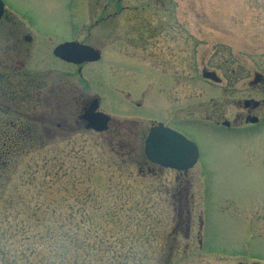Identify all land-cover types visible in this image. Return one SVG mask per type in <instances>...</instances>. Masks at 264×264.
<instances>
[{
	"label": "rangeland",
	"instance_id": "374dc122",
	"mask_svg": "<svg viewBox=\"0 0 264 264\" xmlns=\"http://www.w3.org/2000/svg\"><path fill=\"white\" fill-rule=\"evenodd\" d=\"M2 1L5 13L15 15L13 27H23L32 37L27 60L34 59L33 68L38 71L31 75L36 85L39 82L41 90L51 87L52 103L58 107V115L64 118L70 108L75 110L71 103L76 96L97 97L99 110L112 119L109 131L112 133L118 125L122 127L121 133L126 131L125 136H113L114 142H129L131 148H138L137 154L141 152L143 138H140L147 131L150 119L179 126L176 122L189 112L199 119L205 116L208 88L214 93L219 91L218 87L202 80L201 72L205 68L215 70L223 78L235 71L238 79L230 85L231 95L227 97L239 96L238 91L245 89L254 73L264 77V0H159L156 4L152 0H124L130 12L113 21L114 34L105 28L107 22L90 34L86 30L69 33L68 29L75 27L76 21L80 22L85 1L90 0ZM150 3L153 6H147ZM134 4L147 7L134 11ZM93 21L90 16L81 19L83 27ZM63 37H77L99 48L101 60L82 67L80 73L66 67V71L73 73L66 84L61 78L62 83L51 76L38 80L39 72L45 70L44 64L63 70L48 48ZM43 38L48 42H43ZM112 39L114 49L108 48ZM143 39L147 40L146 52L141 45ZM39 41L47 43L45 50L34 54ZM158 61L163 62L159 65ZM144 66L149 70L148 75ZM159 70L164 77H170L169 83L158 80ZM109 73L119 80L114 89L110 87L114 85L108 80ZM143 86L146 95L136 96ZM74 87L75 92H69ZM159 89L163 97L159 96ZM175 92L177 101L173 97ZM140 103L143 107L140 105L139 109L136 106ZM175 129L194 141L200 152L197 164L178 179L170 171H155L149 175L144 167L131 163V157L127 156L121 165V158L109 145V131L102 134L77 132L50 141L49 144H54L45 146L44 150L23 153L16 150L8 156L6 166L0 170V264H21L13 256L17 245L14 242L17 206L20 199L47 205L48 194L52 192L44 175H52L50 162L55 157L63 161L67 169L63 175H75L70 187L78 193H83L86 185L83 175L110 176L108 188H98V179L91 186L97 199L86 206L77 202L75 207L82 206L89 211L88 215L107 209L114 217L93 218L98 227L107 229L106 239L112 247L109 252L81 247L75 255L73 252L62 254V258L52 264H69L73 257H77V264H108L103 257L105 253L109 258L115 257L112 264L125 260L128 264H264V141H255L252 147V141L223 131L215 135L187 125ZM248 146L254 150H242ZM131 148L124 151L129 152ZM119 150L122 149H116ZM247 151L251 153L245 157ZM44 157L48 161L47 172L42 170ZM86 165L92 167V173L86 172ZM30 177L28 188L26 181ZM175 185L187 188L188 201L180 202V207L168 192ZM70 187L58 194L57 199L68 190H74ZM191 204L193 214L187 232V227L178 225L177 210L190 209ZM184 219L182 215V223L186 225ZM86 224L84 230L88 229ZM10 236L13 238L5 241ZM101 237L98 230L97 236L89 237L88 241L96 244ZM82 239L86 241L83 236ZM242 243L243 251L241 249L242 255H239ZM50 256L41 252L30 260L45 264Z\"/></svg>",
	"mask_w": 264,
	"mask_h": 264
},
{
	"label": "flooded vegetation",
	"instance_id": "af4514ba",
	"mask_svg": "<svg viewBox=\"0 0 264 264\" xmlns=\"http://www.w3.org/2000/svg\"><path fill=\"white\" fill-rule=\"evenodd\" d=\"M152 1L155 4L160 2L159 0H152ZM126 4L127 1L124 0H90L89 2L85 1L83 6L84 9L83 12L81 13L82 15L80 14L81 15L79 20L80 22L76 21L77 25H75V27L69 28L68 31L70 33V31L78 32V31L86 30V32L90 34L93 29L107 22L108 25L105 28L108 30V33L110 32V34H114L115 29L114 27H111L112 24L114 23L113 21H115L118 18H122L126 16V13L130 12L129 11L130 6ZM135 4L132 7V10L134 11L135 10L137 11L138 9L144 10V8H146L147 6L150 7L151 5L150 3L147 6L142 7ZM14 16L15 15L12 12H9V14L4 12L2 17L0 18V170L2 169L3 165L6 166L7 164L6 163L7 157L4 156L5 155L4 153H8L7 151L8 147L15 148L19 140V133H23V132L29 133L34 131V129L36 128L50 135L56 134L59 137H65L72 135L77 131H82L84 130L85 122L80 119V116L82 115L83 110H85L93 100H97L96 97H89L88 99L87 98L82 99V97L76 96L71 103L75 106V110L70 108V113L68 114V116L64 118L58 115L59 109L58 107H55V105H53L52 103L53 91L51 87H47L46 90L47 93H46V91L44 90L46 89L45 87H42L41 90L40 87L38 86L39 82L37 83L38 85L34 83V79L31 74L33 73V71L34 72L38 71L36 70L37 68L34 69L35 66L33 63L35 60L34 59L27 60L32 46L31 45L32 37L31 35L25 33L23 27H21L22 29L18 27H13L15 23ZM88 16H90V18H93L94 21L88 27H83L82 26L83 23L81 22V19L82 18L84 19ZM102 29L104 28H99V30ZM127 30L128 28H126V31ZM126 31L123 30L122 34L125 35ZM118 33L119 32L117 31L115 34L117 35ZM63 38L61 40L59 39L58 41H56L54 45H52L51 47H48L51 50V51L49 50V54L51 55V57L55 62L62 65L63 70H56L51 68L48 64L46 65L44 64L45 70L43 71V73L42 71L39 72V74L37 75L38 80L41 79L44 80L49 78V76H51V77H57L56 80L62 83V81L59 79L61 78L63 80V84H66L67 79L73 76L72 72L66 71V67L73 68L75 69L76 73H80L82 67H86L94 64V63H85L80 65H74V64L66 63L54 57L52 53L53 49L56 46L63 43L75 42L80 45L89 46L100 53V60H101L102 53L99 48L88 45L84 43L82 40H79V38L77 37L75 38L63 37ZM42 40L43 42L46 41L45 38H43ZM146 41H147L146 39H143L141 44L144 47L143 49L145 52L147 51ZM39 43L40 44L34 50V54L36 53L39 54L40 52L45 50L43 47H45L47 43H42L41 41H39ZM48 45H50V42L48 43ZM108 48L110 49L116 48L113 39H112V44L111 45L109 44ZM162 62L163 61H158L159 65L162 64ZM171 65L172 64H170V66ZM143 69L148 75L149 70L146 69V66H144ZM205 71L215 74L214 77L218 79L217 82L212 81L210 79H206L205 82H207L209 86L213 85L218 87L219 91L215 92L216 93L215 95L214 92H211L212 90L211 87L208 88V92L206 94L207 96L206 102L208 105V109L205 110V116L202 119L193 117V114L189 112L187 113L188 115L185 118L183 117V119L180 122L178 121L176 122L179 123V126L171 125L161 120L158 121L151 119L149 120V126L147 128V131L144 133L143 137L141 135L140 138V140L143 138L141 145L142 149L140 152V156L142 159L141 166L144 167V170L146 171V173H149V175L153 174L155 171L157 172L170 171L174 175H177V178H179L182 175L188 174V170L179 172L170 169H165L152 164L145 158L143 154V145H144V141L146 140L147 134L151 128L156 127L160 124L166 128H169L181 134L187 140H189L195 145L196 143H194V141L186 137L180 131L176 130L175 127H182L186 125L195 126L215 135L217 132L223 131L231 135H234L236 137L244 138L247 141L249 140V142L252 141V147L255 141H260V140L264 141V97H262L264 95V77L259 73H254L253 78L251 80H248V82L246 83L245 89L242 92L238 91L240 95L234 98V97H227V95H231V93L229 92V89L231 88L230 85H233V82L238 79V76H236L235 71H233L232 75H230L227 78H223V76L221 77L218 76L215 70H208L205 68ZM151 73L153 72L151 71ZM143 77L146 78V75H144ZM157 77L159 81L163 80L162 82L164 83L170 82V77H164V73L162 72V70H159V72L157 73ZM18 79L21 80L18 81ZM108 80H110L113 83L114 86L110 85V87H112L113 89L115 88L116 83H119L117 77L110 73L108 74ZM224 80H225V85H223ZM80 82L82 83V80H80ZM61 83L58 84L61 85ZM160 91L161 92L159 96L163 97L162 90ZM69 92L74 93L75 87L73 90L71 89ZM138 93L136 96H142V95L145 96L146 87L143 86L142 88H140L138 90ZM171 93L172 90L170 91V94ZM126 94H129L131 96L130 92H127ZM242 94L243 96H241ZM173 97L174 100L176 101L178 100L177 92L174 93ZM140 105L142 106V104L140 103L137 104L136 107L137 108L139 107L140 109ZM111 122L112 119L110 118L108 127H110ZM121 129H122L121 126L119 125L116 126L115 130L112 131L113 134L108 130L111 135L110 145L112 147H118L124 149L131 148L129 142L125 143L121 140H119L116 143L114 142V137H119L120 135L125 136L126 131L123 130V132L121 133L122 131ZM127 134L129 136V132H127ZM262 143L264 144V142ZM196 147L198 150V159H199L200 152L197 145ZM252 147L248 146L243 148L242 150L244 151L247 149L254 150ZM2 149H6V150L3 151ZM137 150L131 148V150L127 153L129 155H132L133 151L137 152ZM250 153H251L250 151H247L245 157H247ZM187 196H188L187 188L175 187L171 194L172 199L174 200L175 204H177L178 207H180V205L182 206L180 202L187 203L188 201ZM253 206L254 205H252L251 207ZM186 207L187 205H183V208ZM192 208H193V204L190 205V209L186 208L184 210L181 209L177 210V217L180 220L178 222V225H181L182 228L187 227V232L190 231L189 226L193 214ZM250 210L252 211V208H250ZM250 210H247V212H249ZM182 215L185 217L184 221L186 225L182 223L181 220ZM242 245L243 243L241 244L239 251L237 253L239 255L240 254L242 255L241 253V249L243 251Z\"/></svg>",
	"mask_w": 264,
	"mask_h": 264
},
{
	"label": "trees",
	"instance_id": "16d2710c",
	"mask_svg": "<svg viewBox=\"0 0 264 264\" xmlns=\"http://www.w3.org/2000/svg\"><path fill=\"white\" fill-rule=\"evenodd\" d=\"M58 137L59 136L56 134L50 135L36 128L34 129V131L29 133H19V140L17 145L15 146V148L8 147V153H4V156H6L8 159V156L11 157L12 153H14L16 150H19L20 153L31 150H44L45 146L48 147L54 144H49L50 140L53 141ZM116 149L122 150H119V152H117ZM116 149L115 147H112V150L117 153L116 155L121 158V165L122 163H124L122 159L126 156L128 158H130V156L133 157L130 159L131 163L136 162L141 164V156L137 154L129 155L124 151V148L116 147ZM2 150L5 151L6 149ZM70 153H74L73 148H71ZM47 162L48 161H46L44 157V159L42 160V170H44V172H47ZM62 162L63 161L55 157L52 162H50L53 164L51 166L53 169L52 175H44V179L47 180V186L52 192L48 194L47 205L40 204V202H30L29 199L26 200V202H24L23 199H20L19 201L20 205L17 206L18 210L15 215V228L17 234L14 236L17 238L14 241L15 245H17L14 250L13 256L14 259L21 262V264H35L32 260H30V257H36L41 252L46 253L47 255H52L50 256V260L48 261V263H45L52 264L53 261L61 259L62 257L60 255L62 254L73 252L75 255L76 252L81 249V247H83V249L87 248L88 250H98V252L100 253L106 251L109 252L112 249L111 245L106 239V236H108L107 229H101L100 226L98 227L95 219L93 218L97 217L98 215L104 217L109 216L110 218L114 216L109 215L107 209L99 212L94 211L93 214L91 212V214L88 215L89 211L85 210V208H83L82 206L75 207V203L77 202L80 203L81 201L83 202L84 206H86V204H90L92 203V201H94V199H97L94 190H91V186H93L95 180L98 179V181L100 182L98 188H100V186L108 188L109 184H111L110 176L83 175V177H85L86 185L84 188V192L78 193L74 187H70L73 185V182H75V178L73 179L75 175H63L64 171L67 169L64 168ZM82 169L83 167H81V170ZM85 170L87 173H92V167L90 168V166L86 165ZM73 171L74 168L71 169V172ZM58 172H62V175H57ZM31 180L32 177H30L28 181H26V186L28 188H30ZM68 187L74 190H68L65 195L61 194L60 198L57 199V195L65 191ZM89 210H91V208H89ZM85 223H87L86 226L88 229L84 230ZM107 224L108 221L107 219H105V225ZM98 230H101L102 237L96 242V244L89 243V237L93 238V235L97 236ZM82 236L85 237L86 241L82 239ZM12 238L13 237L11 236L7 237L5 241H8ZM30 238H32V241L30 240ZM26 242L29 244L26 245ZM119 242H122V240H120ZM105 255L102 256L104 257L106 262H108V264H112L111 260L112 258L115 259V257L109 258ZM76 258L77 257H73V259L69 260V264L70 262L71 264H77ZM101 260L102 259L98 261ZM116 264H128V262L127 260H125L124 263L118 261Z\"/></svg>",
	"mask_w": 264,
	"mask_h": 264
},
{
	"label": "water",
	"instance_id": "95a60500",
	"mask_svg": "<svg viewBox=\"0 0 264 264\" xmlns=\"http://www.w3.org/2000/svg\"><path fill=\"white\" fill-rule=\"evenodd\" d=\"M3 10L4 6L0 0V18ZM52 53L54 57L74 65L96 62L100 58L96 50L75 42L60 44L53 49ZM201 76L203 79L218 81L213 73L202 71ZM97 109L98 101L93 100L83 110L80 119L85 122V130L102 133L107 130L109 117L97 112ZM144 155L151 163L176 171H186L192 168L198 157L193 143L162 125L150 129L144 142Z\"/></svg>",
	"mask_w": 264,
	"mask_h": 264
}]
</instances>
